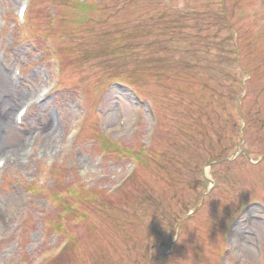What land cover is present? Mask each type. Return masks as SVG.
I'll return each instance as SVG.
<instances>
[{
	"label": "rangeland",
	"instance_id": "rangeland-1",
	"mask_svg": "<svg viewBox=\"0 0 264 264\" xmlns=\"http://www.w3.org/2000/svg\"><path fill=\"white\" fill-rule=\"evenodd\" d=\"M19 2L0 0L6 59L0 63V124L5 116L9 124L0 127V158L7 160L0 170V264H56L50 260L64 240L45 231L57 209L47 193L31 198L26 190L35 184L49 190L55 172L64 184L91 188L98 197L92 212L80 208L85 223H66L78 249L62 264H96L99 256L107 264H160L175 235L172 218L197 204L181 246L199 236L196 251H206L212 263L219 224L226 221L220 264H264V0H90L96 9L86 14L73 9L75 0H32L24 27L15 16ZM118 73L130 84L113 80L123 78ZM202 83L206 103L196 92ZM44 89L51 90L16 126L15 111ZM136 107L141 119L133 127ZM151 109L156 128L149 139ZM120 118L125 130L114 133ZM73 129L79 136L70 142ZM110 131V139L133 151L149 149L165 175L154 180L150 165L137 169L134 183H122L133 161L101 156L98 136ZM232 142L242 148L237 154ZM26 149L34 151L29 160ZM242 150L247 159L236 156ZM213 157L223 160L207 166ZM105 200L114 219H134L142 207L168 217L167 225L159 216L139 219L146 229L151 220L164 228L150 232L147 255L105 219ZM203 234L208 238L201 240ZM163 264L181 263L174 258ZM182 264L200 263L190 256Z\"/></svg>",
	"mask_w": 264,
	"mask_h": 264
},
{
	"label": "bare ground",
	"instance_id": "bare-ground-1",
	"mask_svg": "<svg viewBox=\"0 0 264 264\" xmlns=\"http://www.w3.org/2000/svg\"><path fill=\"white\" fill-rule=\"evenodd\" d=\"M8 117H4L1 121V124H0V127L3 129V130H7L9 128V124H8Z\"/></svg>",
	"mask_w": 264,
	"mask_h": 264
}]
</instances>
